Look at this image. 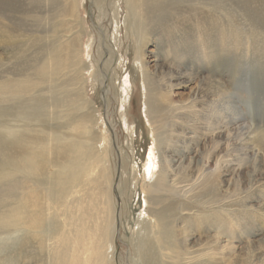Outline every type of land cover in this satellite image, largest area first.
Returning a JSON list of instances; mask_svg holds the SVG:
<instances>
[{
	"label": "bare ground",
	"instance_id": "6f19581e",
	"mask_svg": "<svg viewBox=\"0 0 264 264\" xmlns=\"http://www.w3.org/2000/svg\"><path fill=\"white\" fill-rule=\"evenodd\" d=\"M45 1L46 9L28 11L18 19L32 23L48 20L50 27L39 33L47 36L46 44L43 43L39 53L29 54L28 59L26 57L20 69L23 71L0 76V257L5 251H12L9 249L16 243L24 245L28 241V231L37 240L38 247L46 251L48 264H104L101 259L109 244L105 241L106 231L110 234L114 231L110 221L107 222L104 207V197L109 188L104 186L108 176L107 164H104L107 162L106 150L99 145L102 137L92 130L90 114L79 113L89 107L79 78H74L76 73L72 70L80 67V51L75 44L79 36L63 40L73 32L72 22L78 17L73 7L75 0ZM101 1L96 0L97 5ZM199 2L207 4L209 0H123L124 23L136 40V59L143 64L149 120L153 122L155 116L151 104L158 85L159 89L166 91V98L170 101L180 82L174 80L189 78L198 83L196 91L188 94L185 104L176 105L169 117L171 122L168 126L177 133L164 135L159 131V125L154 132L159 170L156 178L150 179L153 168L157 167L151 152L142 180L146 205L144 213L148 220L142 224L132 242L139 264H170L168 259L180 256L174 251L177 249V235L182 237L183 250L181 258H178L182 260L181 264H208L207 258L212 253H201L204 250L201 245H191L194 236L189 233L191 224L188 221L190 214L205 217L207 201L219 200L213 181L207 175L203 180L204 169L196 165L198 148L195 149V146L200 142L194 135L197 127L203 129L201 134L204 136L210 135V144L215 136L224 144L222 150L212 148L206 158H217L216 162L222 159L219 163L230 168L233 175L238 174L242 163H251L252 184L255 177L263 176L258 180L264 179V134L256 125L249 126L244 122L218 76L208 77L199 73L196 67L200 66L182 68L175 55H171L172 52L175 54L173 35L177 32L187 34V30L182 32L187 22L186 15L194 16L198 8L193 4ZM12 4L7 0L5 5L9 7ZM25 4L31 5L32 1ZM50 11L53 13L49 14ZM225 12L235 19L233 11ZM114 15H119L117 8ZM199 15L204 17L200 25L208 27L207 15L200 9ZM7 17L10 19L12 15ZM56 17H59L58 24H51L50 18ZM11 23L0 25V47L12 62L22 56L20 53L17 55V51L12 52L18 46L13 37L26 36L32 44L44 42V39L31 29L27 31L25 28L20 32L23 28ZM150 35L155 37L159 54L162 48H172L170 54H161V57L153 55L152 65L148 61L143 63L140 53ZM180 54L183 58L191 57L193 64L194 58L197 60L187 48L181 49ZM206 58L213 63L218 61L214 53ZM160 59L164 60L163 63ZM146 64L154 68L153 72ZM151 73L156 76L152 77ZM77 85L79 88L76 89L69 87ZM189 115L193 119L188 121L186 118ZM196 117L207 120L208 125L201 127L196 123ZM210 118L218 123L209 125ZM216 144L219 148V143ZM13 176L18 177L11 179ZM245 195L248 196V192ZM247 199L250 200V197ZM258 208H264V205H258ZM1 235L5 237L2 239ZM205 246L226 263L231 258L230 262L234 264L240 258L235 246L230 242L222 244L217 236L205 242ZM246 257L245 264H252L248 261L253 255L246 254Z\"/></svg>",
	"mask_w": 264,
	"mask_h": 264
},
{
	"label": "rangeland",
	"instance_id": "374dc122",
	"mask_svg": "<svg viewBox=\"0 0 264 264\" xmlns=\"http://www.w3.org/2000/svg\"><path fill=\"white\" fill-rule=\"evenodd\" d=\"M10 1L13 2L12 7L5 5L7 0H0L2 5H0V25L13 22V25L23 28L20 32L27 28L25 30L31 29L37 35L42 30H46L45 27L47 29L50 27L48 20L45 23L40 21L32 23L18 19V16L21 17L28 11L36 12L46 9L45 0ZM31 1V5L25 4ZM209 2L193 4L197 5L198 10L192 17L186 15L187 22L185 27H182V32L187 30V34L177 32L173 35L175 54L172 52L171 55H175L176 61L180 62L182 68L186 69L191 65L200 66L196 67L200 70L199 73L208 77L218 76L223 81L224 89L244 122L249 126L256 125L264 134V0H209ZM214 5L215 7L211 8ZM48 6L51 7L50 3ZM73 7L78 17L72 22L73 32L66 35L63 40L79 36L75 44L80 51L78 54L80 67L72 70L76 73L74 78L78 77L79 84L83 87L84 99L89 103V107L79 113L90 114L91 125L94 127L92 130L94 129L102 137L99 145L104 146L107 156L105 159L107 162L104 164H107L108 176L104 180V186L109 188L108 194L104 197V207L108 215L107 222L110 221L114 231L111 234L106 231L105 241L109 244L101 260L106 264H139L132 242L138 236V230L142 224L148 220L144 213L146 205L142 180L147 159L152 155L151 152L153 158L156 155L154 132L159 125L161 126L159 131L164 135L177 133V130H170L169 117L174 113L173 109H176V105L185 104L188 94L196 91L198 83L189 78L186 79L187 81L174 80V82H180L170 101L166 98V91L159 89L158 85L156 88L159 90L156 89L153 93L154 100L151 108L155 116L152 119L154 123L151 122L145 105L147 94L143 80V64L136 59L138 54L136 40L124 23L123 0H102L100 5H97L96 0H75ZM116 8L119 12L117 17L114 15ZM199 9L207 15L208 27L206 28L201 26L200 20L204 17L200 18ZM225 11H233L235 19L229 17ZM52 13L53 11H50L49 14ZM6 14L12 15V18L9 19ZM3 15L6 17L4 18ZM57 21L59 22V17L49 20L51 24H58ZM39 36L44 39V42L39 44L29 43L26 36L13 37L18 46L15 47L16 49L13 48L12 52L17 51V55L20 53L22 56L12 62L8 54L0 47L1 77L16 75L23 71L20 69L26 57L29 54L39 53L43 43L47 42L46 35ZM155 36L158 35L155 33ZM162 36L165 38V33ZM154 38L152 35L147 36L140 52L142 62L148 61L149 65H152L153 55L161 57L163 54H170L172 50L170 47L164 50L161 46L162 55L159 54L158 44ZM184 48L189 49L192 56L197 58V60L194 58V64L190 62L191 57L183 58L180 54L181 49ZM210 53L216 55L218 59L216 63L206 58ZM169 57L166 58L167 61ZM163 61L160 59L161 63ZM149 69L153 72L154 68L151 66ZM155 73H151L152 77L156 76ZM69 87L79 88L78 85ZM189 117L190 115L186 120L189 121L192 118ZM195 120L201 127H205L208 123L207 120L197 117ZM209 122V125L218 123L211 118ZM195 131L197 132L194 135L200 140L195 146V149L198 148L196 165L201 170L204 169L203 180V177L207 175L213 181L219 200L218 202L207 201L205 217L190 214L188 221L192 227L190 225L189 233L194 236L191 245L195 247L201 245V249H204L201 253H212L211 256L208 253V264H232L231 258L226 263L219 259L213 250L205 246V242H210L217 236L222 244L230 242L235 246L236 252H239L241 260L237 258L234 264H245L246 254L253 255L248 263L264 264V243H261L264 242V208H258V205H264V179L258 180L263 176L255 177L252 184L251 163L247 165L242 163L238 174L233 175L229 171L230 168H227L224 163H219L222 159L216 162L217 158H206L212 148L222 150L224 144L222 145V140L218 136H215L210 144V135L204 136L201 134L203 129L198 127ZM216 143H219V148ZM178 145L182 144L178 143ZM154 160L157 161V167L153 168L150 178L152 180L156 178L159 170L158 157L155 156ZM104 168L106 170V165ZM14 177L18 176H13L11 179ZM19 177L23 178L21 175ZM203 186H205L204 182ZM105 190L107 191L106 187ZM247 192L248 196L245 195ZM247 197H250V200ZM166 198L169 200L168 194ZM26 236L28 241L24 245L18 244V246L16 243L9 249L12 251H5L3 257H0V264H48L46 251L38 247L37 240L32 238L28 231ZM4 237L5 235H1L2 239ZM176 237L177 249L174 251L177 254L180 253V256L168 259L170 264L182 263V260L178 259L181 258L183 250L180 242L182 237L181 235ZM238 259L239 262H237Z\"/></svg>",
	"mask_w": 264,
	"mask_h": 264
}]
</instances>
